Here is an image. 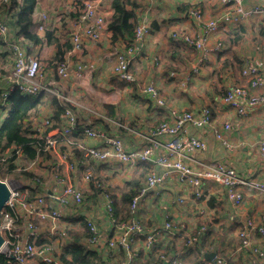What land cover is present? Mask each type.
Listing matches in <instances>:
<instances>
[{"label": "built area", "instance_id": "obj_1", "mask_svg": "<svg viewBox=\"0 0 264 264\" xmlns=\"http://www.w3.org/2000/svg\"><path fill=\"white\" fill-rule=\"evenodd\" d=\"M221 1L225 9L218 16L205 19L204 11L198 7L191 8L185 14L187 22L197 23L199 28L189 30L176 27L172 31L174 39L192 45L198 51V64L206 62L214 53L225 48L222 40L213 41L214 35L222 28L229 24L238 25L251 16L260 17L264 23V0L249 7L245 6V0ZM79 3L81 8L78 7ZM70 6L77 11L76 17L71 20L73 48L50 73L44 69L36 54L31 53L21 39L12 34L10 24L0 10V39L7 43L13 57V64L8 68L4 66L5 73H0V122L9 110L8 96L15 89L33 96H57L68 103L62 126L52 127L53 121L49 116L35 119L33 123L36 137L44 140V147L38 150L50 155L49 172L43 173L38 164L39 159H36L30 162L31 171L36 176L23 181L0 177L10 187V196L2 214L1 229L5 243L0 249V254L4 256L0 264H64L59 259L62 247H55L48 242L39 244L38 241L47 239L64 244L62 240L68 239L69 230L63 224L66 214L62 206L85 204L82 183L89 184L93 178L91 160L120 163L123 169L134 171L145 163L151 162L154 166L130 202V217L116 227L110 238L103 237L95 217L84 215L92 233L85 241L87 247L99 250V246H104L107 252L119 250L125 256L122 264H138L136 246L141 242L144 249L151 251L166 231L180 235L187 246L196 245L199 235L190 232L182 222L178 226V221L174 222L168 215L153 226H148L140 218V212L148 207L150 200L161 196L154 189L171 179L176 178L182 186L191 189L196 200H207L205 192L212 194V189L220 185L225 190V199L232 212H238L246 205L249 192L264 196V177L255 179L251 168L248 169L249 174L242 175L236 165L226 160L216 158L205 161L195 156L198 152L208 150L210 135L226 149L234 150L237 145L230 140L233 123L226 121L218 125L210 104L203 105L197 111L169 106L166 96L160 92L154 80L141 82L132 70L145 48V37L149 31L145 19L137 25L129 47L112 48L114 73L119 81L139 86L141 97L150 101L159 115L163 113L164 120L138 133L132 146L120 134L106 132L89 117L80 130L81 114L97 112L68 95L64 83L73 77L77 85L90 88L96 68L79 62L72 72V59L76 57L80 60L86 39L98 42L111 33L108 23L113 10L106 8L105 0H72ZM43 17L45 24L49 17L45 14ZM61 18L59 16L57 21H61ZM42 28L45 29V25L42 24ZM159 62L160 58L157 57L155 63ZM232 77L237 79V83H229L226 93L216 97V101L226 111H233L242 119L250 117L255 111L264 113V67L249 58L240 70L231 74L229 81ZM189 79V76L184 78L182 89L186 90ZM80 132L83 134L81 139L77 137ZM89 140L96 143L91 144ZM63 145L77 146L78 152L64 150ZM258 150L264 163V136L258 140ZM80 172L78 183L77 174ZM175 202L185 203L186 199L179 196ZM95 209L98 218L107 215L112 222L115 221L114 202L108 195L96 200ZM198 211L200 214L205 213L203 208ZM235 222L238 229L234 246L223 254L216 251L215 260L206 264H264V245L260 243L264 241V209L253 216L239 217L236 214ZM158 256L164 264H193L173 257L166 251H161Z\"/></svg>", "mask_w": 264, "mask_h": 264}, {"label": "crops", "instance_id": "obj_2", "mask_svg": "<svg viewBox=\"0 0 264 264\" xmlns=\"http://www.w3.org/2000/svg\"><path fill=\"white\" fill-rule=\"evenodd\" d=\"M23 1L24 0H19V3ZM62 1L63 0H55L52 3L51 0H38L32 16L33 32L39 37L40 40L38 42L26 38L22 34H18L16 30V32L13 30V35L21 39L22 43L31 53L36 54L37 56L41 57L43 61H46L47 67L46 65L45 67L48 73L55 70V66L51 65V63H55V60L58 58L56 57L57 46L53 42H50L51 39L48 37L47 32L54 31L55 27L58 28L60 31L57 34L54 32V35L60 39L61 43H64V41H66L62 40V32L64 31V28L61 21L58 22L57 19L59 16H62V18H66L65 21L70 19L72 20L73 16L71 15L75 13L72 10L69 11L71 2L66 7L67 4L62 3ZM107 1L109 4L105 3L106 8L112 9V5L110 3L111 0H106V2ZM155 1H145V6L148 5L151 7V13L149 12L150 14H147V22H149L150 25L152 23L155 24L156 22V26L155 29L152 30L149 28L150 25L148 24V28L150 30L148 29L149 31L146 33L145 48L142 50L138 61L134 63L132 70L136 72L137 75L141 76L142 80L145 79V81H141L139 79L141 82H147L150 79L154 80L157 86L161 87L162 90L170 97L169 100L171 106H175L179 109H191L197 111L203 105L210 104L213 106L216 116L221 115L220 121H217L218 125H222L226 121L233 123L234 130L232 133H230V140L237 145L234 150L230 151L226 149L220 143V141H216V139L210 135L208 136V150L206 152L196 153V157L205 161H211L216 158L226 160L236 165V167L239 169V173L242 175L249 174L250 172L248 169L251 168L253 177L255 179H262L264 177V163L259 155L258 140L264 136V113L261 111H255L250 117L242 119L235 112L226 111L220 104L217 105L216 102H213L216 100V97L220 96L214 94H217V90L222 89V87H217V84L214 83L215 81H211L213 79V75H216L219 78L218 81L223 86L225 78H230L231 74L235 71H238L240 68L238 70H233L231 74L228 72L225 73V69L221 70V62L218 61V55L221 54L220 52L222 51L214 53L206 62L199 64V67L196 63L197 54L191 55L189 51L184 52L186 54L181 55L180 58L178 57L173 59L172 55L176 52L171 48L168 40V32H166V28L171 22V26L173 25L172 28L182 27L192 30L193 28L200 27V25L197 23H188L187 19L184 18L185 10H181V5L183 3L187 4L189 3L188 1L192 3H199L204 11L205 19L222 13L225 9V5L221 0H159L157 3H155ZM258 1L259 0H245L244 4L245 6L249 7ZM5 6L3 7L5 8ZM3 7L1 9L2 12L4 10ZM48 7H52V9L47 10ZM12 10H10V14L11 12L13 13ZM66 13L69 16H66ZM44 14L49 17V20H47L45 24L43 21ZM7 16H9L11 20L12 15ZM7 16L5 18L9 22L10 20L7 18ZM9 23H11V21ZM42 24L45 25V29H40ZM61 25L62 27L60 29ZM231 26L232 25L229 24L222 31L220 30L221 32L219 31L217 34H215L214 39H223L226 32L233 29ZM263 26L264 24L260 17L251 16L234 27L237 29H246V34L244 36L245 38L242 40V43L248 38L258 41V45L255 46L256 49H252V51L245 55V57H239L235 53L237 57L243 60L241 68L244 65V61L249 58L258 63L260 66L264 67ZM241 29L238 31H242ZM84 43L86 50L83 49L81 55L83 58L88 59L90 54L87 53V49L88 47L91 48V51H93L91 55L93 56L92 59L96 63V70L92 80L90 81V88H88L87 85H77L73 77L67 79L64 83V87L68 95L76 97L77 99L89 101L103 114H106L108 117L111 116L113 119H117L118 116H124L132 127H145L157 121L153 120L154 117L156 119L162 117L159 116V113L155 115L153 112L154 109L152 108L153 104L147 99L141 97L139 86L121 84L122 86L117 87L113 84V80H116V76L114 73L115 57L112 53V48L115 46L111 44L110 34L105 36L101 41L95 42L90 39H86ZM225 45L227 46L226 43ZM168 52L171 53L169 60L172 61V63L170 67H167L166 65L161 67L160 64L163 63V59L166 60V54L168 55ZM230 52L234 53L235 48L234 51L231 49ZM155 56L160 57L159 63L152 62ZM225 56H227L226 53L225 55L222 54L220 59L225 58ZM79 62L80 60L76 57L72 59V72L75 71ZM167 68H169V71L172 69L176 71V73L174 72L171 75L173 78L172 80L169 78ZM184 68L186 69L183 72ZM218 73L220 75H218ZM224 73L225 77H223ZM181 74H184L185 78L193 75V79L190 81V83H188L191 87L194 85L198 86L197 79L199 80V78L200 81H211L209 82V85H211L209 88L210 90L208 89L206 93H203V89H199L198 91L192 89L183 93L180 91L181 87L179 86V90L175 91V81L180 79ZM228 74L230 76H228ZM134 90H136V92ZM181 99L184 101L179 103ZM131 105H133L134 108H138L140 105L142 109L135 111V114L132 116L126 115L127 112L125 110H130ZM48 110L50 112L52 111L51 109ZM82 116L85 117V119H79L78 128H80V130L83 128L86 119L90 115L87 113H82L81 117ZM127 121L123 120L125 123H128ZM96 124L106 132L120 134L129 143V145H134L133 142L138 138L134 137L132 140L126 133L121 131V128L117 129L107 120L102 122L99 121V123L96 122ZM80 133L82 134V132ZM77 137L81 138L80 136ZM88 142L91 144L96 143L92 140H89ZM90 162V165L93 168V178L89 184L82 183L83 191L86 195V202L82 206H77L75 204L68 207L62 206V209L66 214L63 224H65L69 230L72 229L73 231H77L81 229V227L78 225L80 220L79 217L90 215L93 218H96L97 223L100 225V229L103 233V237L106 239L113 235L115 223L112 222L111 218L107 217V215H103L102 218L97 217L98 215L95 209L96 200L103 199L105 188L109 189L111 193L113 192L115 195H119L121 189L125 187L126 183L140 174V172L143 170V166L136 169L135 171H126L125 169L123 181L121 183H116L117 185L114 187L112 184L108 183V180L111 177L117 176L119 173H121L120 171H124L121 164L111 161L99 162L91 160ZM155 168L157 169L156 166ZM80 179L81 172L77 174L78 183H80ZM166 183L168 185H166ZM166 183L165 185L154 189L160 192L161 196L152 198L150 200L148 207L140 212L141 220L148 226H153L160 223L161 220L164 219L168 214L175 218L178 222L184 223L185 227L189 229L190 232H195L199 235L196 245L202 248L203 255L205 257V253L207 252H216L221 250L228 251L230 247H232V242L234 241V237L238 229V225L235 222L236 214H238L239 217L253 216L257 215V213H260L264 208V196L261 195L260 197V195H257L253 192L248 193L246 205H243V207L239 209L238 212H232L225 199V190L220 185H216L212 189V194L210 195L212 196L213 200H215L212 201V198H206L207 200H196L193 191L182 186L176 178L171 179ZM179 196H184L186 202H175V199ZM213 204H215V207ZM200 208H203L205 211V215H202V217H200L201 215L199 216L198 214V210ZM200 223L205 226L200 228ZM258 238L259 237L256 236L255 239L259 242ZM86 240L87 238L85 237L81 242V244H84L85 247ZM77 241H80V239ZM260 243L264 245V241H260ZM55 245L57 247H62L60 253H64L69 247V241L66 240L64 244L55 243ZM184 247L185 245L183 239L176 235L161 237L154 250L151 251L144 249L142 243L140 242V244L136 246V250L139 253L137 261L138 264H146L151 258L153 261V259H156L159 252L163 249L167 250L171 255L181 256L184 260L194 264L198 263L202 259V257L198 255L197 252H187ZM67 258L70 259V256ZM112 262L114 264H121L119 253L112 255ZM239 263H241V260Z\"/></svg>", "mask_w": 264, "mask_h": 264}, {"label": "trees", "instance_id": "obj_3", "mask_svg": "<svg viewBox=\"0 0 264 264\" xmlns=\"http://www.w3.org/2000/svg\"><path fill=\"white\" fill-rule=\"evenodd\" d=\"M145 1L146 0H111L113 12L109 18L108 27H109V30L111 31L110 40L113 46H119L120 48L126 49L127 47L131 45L133 41L135 31H136V28L139 22L145 19L146 24L148 26L147 14L149 12L151 13V7L148 6L147 4H146L147 6H145ZM37 2L38 0H24L23 2L19 3V0H15L12 3L13 5L12 7H10V10L16 8L12 10L13 13L11 12L10 14L12 15L11 23H10V27H12V30H11L12 34H13V30L14 31L16 30L18 34H22L26 38L32 39L36 42L40 40L39 37L33 32L32 16H33L34 9L36 7ZM188 2L189 3L187 4L183 3L181 5V10L182 9L185 10V13H184L185 19H187V16H185V14L188 13V11L191 8L198 7L202 9L199 3H192L190 1ZM78 7L79 8L82 7L81 3H79ZM76 15H77L76 12L73 13L71 15L73 16L72 19H74ZM215 16H218V14ZM60 20H61L62 25L65 24L66 26L65 19L61 18ZM171 23H169V25L167 26L166 32H168V40H169L170 46L176 52L175 54L172 55V58L173 59H176L178 57L180 58L181 55L186 54L184 52H187V51H189V53L191 54H197L198 51L192 45L190 46L184 43L183 41L176 40L173 38L172 31L175 28H172L173 25L171 26ZM62 25L60 26V29ZM155 26H156V22L155 24L152 23L149 26V28L153 30L155 29ZM179 28H182V27H179ZM183 29H186V28H183ZM240 29L241 28L239 29L233 28L229 30L228 32H226L223 39H219V40H222L224 43H226L227 46H226V49L220 52L221 54L218 55V61L221 62V70L225 69L227 70L229 74H231L233 70H238L239 68L241 69V63L243 61L242 59L236 56L235 52L232 55L230 54L231 49L232 51H234L235 45L238 46L240 42H242V40L245 38L244 36L246 34V29L242 28L241 29L242 31H238ZM222 30L223 28L221 29V31ZM59 31L60 30L55 27L54 31L47 32L48 37L51 39L50 42H53L57 46L56 57L58 59L55 60V63H51V65L55 66V68L61 61L65 59L67 53L71 51L73 48V43L70 38V34H69V39L64 41V43H61L60 39L55 37L54 32L55 34H57ZM225 53L227 54V56H225V58L223 59H220L222 54L225 55ZM1 56L3 58L0 59V73L3 74L5 73L4 65L6 64L7 68L10 67L11 64H13V57L10 54L7 43H4L0 39V57ZM36 57L42 63V58L37 55ZM157 57L159 56H155L152 62H155V59ZM235 60L237 61L236 63L238 65L234 63ZM43 65L44 64L42 63V66ZM45 65L47 67V64ZM197 66L199 67L198 63H197ZM46 67L44 68L45 70H46ZM167 71H168L169 78L172 80L173 78L171 77V75L174 72L176 73V71L173 69L169 71V68H167ZM218 75L220 74L218 73ZM189 77H190L189 79V83H190V81L193 79V75ZM115 79L116 80H113V84H115V86L117 87L122 86L121 84H127L125 82L119 81L117 77ZM131 85H136V84L132 83ZM226 91H227V86L226 88H222L220 91L217 90V92L220 94H216V95H220V96L224 95ZM8 103H9V110L6 116L4 117V119L0 122V158H4L3 160H0V177L3 178L5 177L4 175L13 174L15 178L16 177L19 178L22 174L29 173V175H24L26 176L25 178H30V177L32 178L34 177V172L24 170L28 162L30 163L36 159H39L38 164L41 166L42 159H48L50 157V155H48L47 153L38 150L40 147H44V140L36 137V133L33 129L34 127L33 123L35 119L38 120L41 117L49 116L53 121L52 127L62 126L64 124L62 117H63L65 109L68 106V103L66 101H63L61 98L57 96H53L49 94H40L38 96H33V95L24 94L18 89H15L10 92L8 96ZM48 109H51L52 111L50 112ZM211 109L214 115L215 113H214L213 106H211ZM187 110H191V109H187ZM159 116H162V117L157 119V121L155 122L156 124L164 120L163 113H161ZM81 119H85V117L82 116ZM93 119L91 118V120L95 124L96 122L99 123V121L101 122L104 121V119L99 116H95L93 117ZM78 136L82 138L83 135L80 133L78 134ZM61 140L64 141L62 138ZM62 148L64 150L67 149V150L73 151L74 153L78 152L77 146H74V145H71V146L63 145ZM19 158H22L23 159L22 163L25 162V164H22L21 166H19L17 163ZM152 164L153 163L151 162L143 164L142 165L143 170L140 172V174L134 177L132 180L128 181L125 187L121 189L119 195H115L113 192L111 193L109 189H106V188L104 189V196L108 195L114 202L115 229L121 222L127 220L130 217V213H129L130 202L132 201L133 197L139 191V188L145 182L148 172L154 168ZM16 169L19 172L16 171ZM154 192L155 191L153 190V193ZM252 192L256 193L254 191ZM256 194L259 195L258 193ZM84 196H86L85 193H84ZM204 196L209 199L212 198L209 191L205 192ZM212 201H215V200H213L212 198ZM213 206L215 207V204H213ZM198 214H200L199 211H198ZM200 215L199 216L202 217V215H205V213L200 214ZM168 217L175 222L176 220L175 218L171 217L170 215H168ZM79 218L80 220H79L78 225L79 227H81V229L77 231H73L72 229L71 231L68 229L69 230L68 239L62 240L63 243H65L66 240L69 241V247L67 248V251H65L64 253L62 252L59 255V259L62 261V263L64 264H114L112 262V255H114L115 253H119L121 264H122L125 259V256H124V253L119 250L112 249L107 252L103 249L104 246H99L101 248L99 250H95V249H89L86 244H85L86 247L84 246V244H81L82 239L85 237L89 238L92 235V233L90 232L87 226V220L84 217H79ZM177 225L180 226V222H178ZM199 226L201 228L202 226H205V225L200 223ZM115 229L113 231V234L115 232ZM195 234L197 235V233ZM168 235H176L178 237L180 236L176 234L174 231H166L164 236H168ZM144 238L145 237H141V239H144ZM78 239H80V241H77ZM159 239H161V237ZM38 242L39 244L47 243V242L53 243L54 246L57 247L55 245V241H52V240L40 239ZM157 243L154 244L152 250H154ZM233 246H234V241L232 242V247ZM184 248L187 252H190V251L197 252V254L202 257V259L198 263H195V264H206L208 262L215 260L214 257L212 259L206 258L203 255L202 248L198 247V245H195V246L185 245ZM161 251H166L168 253V251L165 249ZM225 252L226 251L221 250L220 254H223ZM68 256H70V259L67 258ZM177 257L182 258L183 261H186L181 256H177ZM0 261H4V256L1 254H0ZM233 261L236 262L235 260ZM40 263L44 264L42 262ZM146 264H164V261L158 256L156 259H153V261H152V258L149 259V261Z\"/></svg>", "mask_w": 264, "mask_h": 264}, {"label": "rangeland", "instance_id": "obj_4", "mask_svg": "<svg viewBox=\"0 0 264 264\" xmlns=\"http://www.w3.org/2000/svg\"><path fill=\"white\" fill-rule=\"evenodd\" d=\"M15 0H0V10H1V8L4 6V4L6 3V6H5V8H4V10H3V15H4V17H6L7 15H10V7H12V3L14 2ZM52 1V3L55 1V0H51ZM56 1H59V0H56ZM64 1V0H63ZM62 1V3H65V4H67L66 5V7L69 5V3L72 1V0H68V1H64L63 2ZM155 1V0H154ZM159 1V0H158ZM158 1H155V3H157ZM168 1V0H167ZM170 2V1H169ZM105 3L106 4H109L108 3V1L106 2V0H105ZM111 3V2H110ZM105 4V5H106ZM50 5H52V4H50ZM2 6V7H1ZM52 7H55V6H52ZM52 7H48L47 8V10H51L52 9ZM76 11L74 8H72V7H70V9H69V11ZM8 12V13H7ZM76 13H77V11H76ZM68 14L66 13V16H67ZM69 16V15H68ZM212 17H215V15H213ZM7 18L10 20V18H9V16H7ZM64 19H66V18H64ZM11 21V20H10ZM9 23V22H8ZM148 24H149V22H147ZM10 24V23H9ZM237 25H232L231 27H236ZM63 28H64V31L62 32V40H67V39H69V31H71V19L70 20H66V26L65 25H63ZM11 29H12V27H11ZM214 37H215V35H214ZM214 37H213V41H215V40H217V39H214ZM219 38H220V35H219ZM159 43V42H158ZM258 41H254V40H252V39H250V38H248L246 41H244L243 43L242 42H240V44L238 45V46H235V53L239 56V57H245V55H247L248 53H250V51H252V49L254 50V49H256L255 48V46H257L258 44ZM84 44L85 43H83V49L84 50H86V47L84 46ZM95 45H97V44H95ZM85 47V48H84ZM82 49V50H83ZM226 49V45H225V48H223L221 51H224ZM92 49L91 48H89L88 47V49H87V53L88 54H90L89 55V60L88 59H85V58H83V56L81 55V57H80V62H83V63H85V64H87V65H89V66H94L95 68H96V63L94 62V60L92 59V53H93V51H91ZM230 54L232 55L233 53H231L230 52ZM192 55V54H191ZM171 56V53L170 52H168V55L166 54V60H164L163 59V63H161L160 64V66L162 67L163 65H166L167 67H170V65H171V63H172V61H170L169 60V57ZM1 58H3L2 56L0 57V59ZM237 61L235 60V64L236 65H238L237 63H236ZM42 63L44 64L43 65V67L45 68V64H47L46 63V61H43L42 60ZM242 64V63H241ZM5 67H6V64L4 65ZM114 66H115V64H114ZM185 69L186 68H184L183 69V72L185 71ZM227 72V70L225 71V73ZM225 73H224V75H223V77H225ZM138 76V78L141 80V81H145V79L144 80H142V78H141V76H139V75H137ZM228 76H230L229 74H228ZM184 78H185V76H184V74L182 75H180V79H178L177 81H175V87H174V89H175V91L176 90H179V86L181 87V84H182V81L184 80ZM229 78V77H228ZM228 78L226 77L225 78V81H224V85L222 86V84H220L219 83V81H218V77L216 76V75H213V79L211 80V81H215L214 83H216L217 84V87H222V88H226L225 87V82H226V86L229 84V83H237V79L236 78H234V77H232V80L231 81H228ZM211 81H209V82H211ZM209 82L206 80V81H200V78H199V80L197 79V83H198V86H190V84H187V87H186V90H184V89H182V88H180L181 90V92H188L189 90H192V89H194V90H196V91H198L199 89H203V93H206V91L210 88V86L211 85H209ZM156 83V82H155ZM172 84H173V82H172ZM115 85V84H114ZM131 86V85H130ZM158 89L160 90V92L164 95V96H166V99H167V101H168V105L169 106H171L170 105V97L168 96V94L167 93H165L163 90H162V88L161 87H159L158 86ZM210 90V89H209ZM135 92H136V90H134ZM179 91V92H180ZM218 91H220V90H218ZM225 92V91H224ZM169 93V92H168ZM217 94H220V93H218L217 92ZM214 95H216V94H214ZM213 95V96H214ZM73 97V96H72ZM199 97V96H198ZM76 101H79V102H81V103H83L84 105H87L88 107H90V108H92L94 111H96L97 112V114H95V113H88V112H84V113H87V114H89L90 116H93V117H95V116H99V117H101V118H103L104 120H107L109 123H111V124H113L117 129H119V128H121V131L122 132H124V133H126L127 135H128V137L129 138H131L132 140L134 139V137H137V134L138 133H140V132H145L146 130H148V129H150L151 127H154L155 125H156V123H153V124H150V125H148V126H145V127H139V126H137V127H132V126H130V123L127 121V119L124 117V116H118V118L117 119H113V118H111V116L110 117H108V116H106V114H103L97 107H95L92 103H90L89 101H84V100H81V99H77L76 97H73ZM172 100V99H171ZM214 100H215V98H214ZM184 100L183 99H181L180 101H179V103H182ZM177 102V101H176ZM213 102H216L217 103V105L218 104H220L218 101H213ZM178 103V102H177ZM151 106H152V104H151ZM171 107H175V106H171ZM215 107V106H214ZM152 108L154 109L153 110V112H154V114L155 115H157L158 114V110L154 107V106H152ZM177 108V107H176ZM142 109V107L139 105L138 106V108H134V106L133 105H131V108H130V110L129 109H127V110H125L126 112H127V114L126 115H129V116H132V115H134L135 114V111H138V110H141ZM89 116V118H90V120H91V118L93 119V117H90ZM214 117H215V119H216V121H220V119H221V115H218V116H216V113L214 114ZM128 118V117H127ZM94 120V119H93ZM123 120H126L128 123H125V122H123ZM153 120H157L155 117L153 118ZM110 124V125H111ZM112 131V130H111ZM126 141V140H125ZM131 141V140H130ZM126 143H128L127 141H126ZM128 145H129V143H128ZM129 146H132V145H129ZM9 155V154H8ZM50 159L48 158V159H42V163H41V167H42V169H43V173H47V172H49V171H47L48 169H49V165H48V161H49ZM22 161H23V159L22 158H19L18 159V161H17V163H18V165L19 166H21L22 164H25V162L24 163H22ZM27 164V163H26ZM24 170H26V171H31V166H30V163L28 162V164L25 166V169ZM16 171H18L17 169H16ZM127 171V170H126ZM19 172V171H18ZM17 172V173H18ZM37 172V171H36ZM121 173H119L117 176H114V177H111L109 180H108V183L109 184H112L114 187H116V183H121L122 181H123V179H124V172H125V169H124V171H120ZM24 175H29V173H25V174H22L19 178H15L14 177V175L13 174H10V175H4L5 177H8V178H11V179H14V180H17V181H23L24 179H29V178H25L26 176H24ZM34 176H36V174H35V172H34ZM30 177V176H29ZM31 178V177H30ZM176 183V182H175ZM165 185V184H164ZM166 185H168L167 183H166ZM176 185H177V183H176ZM177 187H178V185H177ZM179 188V187H178ZM178 188H177V190H178ZM189 255H191V254H189Z\"/></svg>", "mask_w": 264, "mask_h": 264}, {"label": "water", "instance_id": "obj_5", "mask_svg": "<svg viewBox=\"0 0 264 264\" xmlns=\"http://www.w3.org/2000/svg\"><path fill=\"white\" fill-rule=\"evenodd\" d=\"M10 196V187L8 186V184L3 181L0 178V249L2 248V246L5 243V237L3 235L2 229H1V225H2V214L4 211V208L6 206V203L9 199ZM206 257L208 259H212L216 253L215 252H207L205 253Z\"/></svg>", "mask_w": 264, "mask_h": 264}]
</instances>
